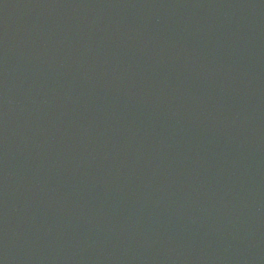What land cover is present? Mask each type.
<instances>
[{
    "label": "water",
    "instance_id": "95a60500",
    "mask_svg": "<svg viewBox=\"0 0 264 264\" xmlns=\"http://www.w3.org/2000/svg\"><path fill=\"white\" fill-rule=\"evenodd\" d=\"M0 264H264V0H0Z\"/></svg>",
    "mask_w": 264,
    "mask_h": 264
}]
</instances>
